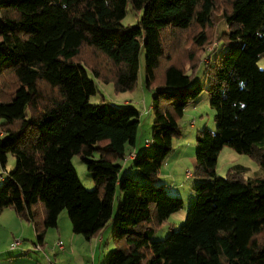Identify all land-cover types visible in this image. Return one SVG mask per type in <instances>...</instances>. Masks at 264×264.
<instances>
[{"label": "trees", "instance_id": "1", "mask_svg": "<svg viewBox=\"0 0 264 264\" xmlns=\"http://www.w3.org/2000/svg\"><path fill=\"white\" fill-rule=\"evenodd\" d=\"M128 4L141 12L135 25L122 24ZM221 6L227 29L208 50ZM178 32L200 50L185 64L173 60L182 49ZM85 49L110 69L85 59ZM142 49L155 120L151 144L132 162L136 180L117 161L136 144L140 110L89 98L98 91L94 77L113 81L117 92L133 90ZM262 56L264 0H0V214L14 208L42 248L63 210L73 231L91 239L108 225L119 191L117 248L102 264H264V178L247 177L242 164L226 177L216 171L224 146L264 167ZM204 91L217 129L197 134L195 199L185 223L154 240L184 207L156 180L181 134L179 118ZM10 155L16 164L7 170ZM76 155L93 175L92 190Z\"/></svg>", "mask_w": 264, "mask_h": 264}, {"label": "rangeland", "instance_id": "2", "mask_svg": "<svg viewBox=\"0 0 264 264\" xmlns=\"http://www.w3.org/2000/svg\"><path fill=\"white\" fill-rule=\"evenodd\" d=\"M224 5V3H222ZM216 13L218 20H216V26L213 32V42L209 44L208 50H212L216 41L219 39L220 34L223 30L227 29V25L225 20L222 16V8ZM141 16V12L133 8L131 4H128L126 10V16L122 20L123 25H135ZM179 44L182 46V49L177 51L176 53L173 52V60L178 62L179 64H185L187 59L189 58L190 53H200V50L195 46V43L190 40L186 33L178 32L176 34ZM170 47L169 51L170 52ZM83 57L87 59L89 62L95 63L97 66L100 67L101 70L108 71L110 69V63L98 52L92 49H85L83 51ZM208 52L201 54V58L206 61V57ZM259 65L261 68L264 69V56L259 60ZM92 78L94 77L93 74H90ZM201 78V74L198 75ZM98 86V91L96 94L91 95L89 98V103L92 105L100 104V103H108L112 106H126V105H133L137 107L140 112V124L138 126L137 138H136V145L138 148L142 147L147 140L152 138V129L154 125V112L152 109V101H153V89H148L145 87V79H146V63H145V50L142 49L140 53V69H139V77L137 84L133 90L125 91V92H117L115 89V85L113 81L110 82H103L97 80L95 77L93 78ZM44 91L46 86H44ZM195 101L194 104H190L187 109L184 111V114L181 118H179L178 123L181 129V134L174 138L173 141V149L166 157L164 163L161 166V169L164 170V177L165 181L168 184L176 185L175 189H168L167 192L170 195H177L181 196L184 199V207L180 209L176 214H174L171 218L167 219L154 233V240H163L165 239L169 233L171 232V228L174 227V230H178L182 224L185 223L188 208L195 199V195H193L194 187L199 183L198 179L195 177V170H196V152H197V134L200 130L207 128L209 130L215 131L217 129V121L215 120V109L211 106L208 93L204 91ZM221 152V151H220ZM129 154V153H128ZM128 156V155H127ZM247 160V161H246ZM73 164L79 174V177L86 188L92 190L95 188V183L93 181V175L88 170L86 164L82 162L79 156H74ZM126 164H122L124 168V172H130L129 174L135 176L136 180H140V173L130 161L125 162ZM243 163L249 162L251 164H257L255 160H253L247 154H240L235 151L233 148L226 146L221 154H219L216 171L218 176L226 177L230 171L231 164L234 163ZM16 160L15 158L10 155L7 163V170H11L15 167ZM126 165V166H125ZM130 170V171H128ZM187 171L192 173V176L186 177ZM123 174V173H121ZM252 174V173H251ZM6 175V172L0 166V183H1V176ZM182 184V185H180ZM173 186V185H172ZM191 196V197H190ZM121 199V195L119 191L116 194L114 200V207H113V216L110 219L108 225L106 226V236L110 235L113 229V218L117 213L119 200ZM186 201V203H185ZM12 208V207H11ZM13 209V208H12ZM15 210V209H14ZM8 211V210H6ZM14 215L18 217L19 220L24 222V225H28V228H24V234L19 235H11V229L6 230L1 227L0 225V237L5 236H12V241L9 247V241L6 243L5 241L0 242V250H4L2 255H0V264H36L37 260L39 264H48L45 253L42 251H33L32 255L28 257V259H32L33 261H24V262H12L11 258L13 256V252L11 253L9 249H11L12 243L15 240H19L23 243L22 248H26L29 246V249L34 248L38 249L34 246L32 240L34 242L35 234L34 229L31 226V223L21 215H19L16 210L13 211ZM181 215V217H180ZM178 217V218H177ZM59 226L63 229V231L68 235L70 231H73L72 224L69 219L68 213L66 210H63L60 214ZM19 225L17 223L16 229H19ZM31 229L33 232H29ZM56 227L49 228V236L52 237ZM48 232V231H47ZM75 233V232H74ZM77 234V233H76ZM47 235V234H46ZM78 237L82 239H87L81 234H77ZM264 235V233H263ZM94 238V237H92ZM61 239H55V247L56 243ZM88 240V239H87ZM80 243H78L79 245ZM20 245L18 248H20ZM37 246V245H36ZM112 247L111 250L117 248ZM119 246V244H118ZM31 247V248H30ZM7 248V249H6ZM57 248V247H56ZM44 250V249H38ZM6 257V259H5ZM63 257V256H62ZM52 261L55 264V257L51 256ZM58 264H66L64 260L58 261Z\"/></svg>", "mask_w": 264, "mask_h": 264}, {"label": "crops", "instance_id": "3", "mask_svg": "<svg viewBox=\"0 0 264 264\" xmlns=\"http://www.w3.org/2000/svg\"><path fill=\"white\" fill-rule=\"evenodd\" d=\"M196 102L197 101H193L192 104H194ZM187 107H186V109H187ZM143 148H144V145L140 148H138L136 144H135V146H129L127 148V151H128V153H131V155L134 154V156L128 158V160L125 162L130 161L132 163L133 160L135 159V154L137 155L139 153V151H141ZM224 148H226V146L223 147L220 154L222 153ZM240 154H243V153H240ZM117 163L126 164L121 160H118ZM195 163H196V159H195ZM235 164H242V165L246 166L247 171L245 172V175L247 177L264 178V167H262L259 164H256V163L251 164L249 162H246L245 164H243V163L238 162V163H234L231 165L233 166ZM136 170H138V169L136 168ZM128 171H130V170H128ZM122 172L124 173L123 166H122ZM189 172L190 171H187L186 177H190V176H188ZM138 174L140 175V173H138ZM141 176H142L141 179H143V175H141ZM163 177H164V170L160 169V173H159L156 181L158 183H161L163 185V187L167 190L168 189L172 190V189L176 188V185L168 184V182L165 181V179H163ZM180 185H182V184H180ZM178 194H180V192H178ZM193 195H195V192H193ZM185 203H186V201H185ZM6 210H8V211H6ZM13 211H15L14 208L13 209L11 207L4 208V210L0 214V225H1V227H3L5 229V231L6 230L9 231V229H11V233H12L11 235L12 236L24 234V228L26 226H27L26 228H28V225H24V222H22V220H19L18 217L16 215H14ZM174 214H176V212L171 214L169 216V218H171ZM180 217H181V215H180ZM59 220H60V217H59ZM17 223L20 226L18 230L16 229ZM31 226L33 227L32 224H31ZM174 227L171 228V231L174 230ZM33 229H34V227H33ZM55 229H56V231H54L52 237L49 236V230L50 229L48 230L46 238H45L46 244L43 248L44 250H38L36 248H34L35 250L29 249V246H27L26 248H22L23 247L22 246L23 243H22L20 245V248L17 247L14 250L9 249V251L11 253L13 252V256L11 258L7 257V260L11 259L12 262H16V263L17 262H24V261H27V262L33 261L32 259L29 260L28 257H30V255H32L33 251L37 250V251H42V253H45V257H46L48 264H54V262L51 259V256L55 257V259H56L55 264H58V261H60L62 259L64 260V262L66 264H102L105 261L108 253L111 251V248L116 247L115 244H117L113 238V229H112L111 234L108 236H106L107 229L105 228L102 231V233H100V235L95 236L94 238H91L88 240L82 239L81 237H78V235L76 233H74V231H70L68 233V235H66V233L63 231L61 226H59V221H58V226ZM31 231L33 232V230L30 227L29 232H31ZM34 234H35V229H34ZM12 236L0 237V242L5 241L7 243L9 241L8 245L10 247V243L12 241ZM35 238H36V234H35ZM57 238L61 239V241L64 243V249L60 250V249L55 247V245H54L55 239H57ZM35 240H36L35 242H34V240H32V242H33L34 246L36 247L37 239H35ZM78 243H80V244L78 245ZM0 249H2V248H0ZM3 251L4 250H0V255H2ZM5 259H6V257H5ZM36 264H39L38 260H37Z\"/></svg>", "mask_w": 264, "mask_h": 264}, {"label": "built area", "instance_id": "4", "mask_svg": "<svg viewBox=\"0 0 264 264\" xmlns=\"http://www.w3.org/2000/svg\"><path fill=\"white\" fill-rule=\"evenodd\" d=\"M150 144H151V141H150V140L146 142V145H147V146H149ZM132 156H134V154H133V155H128L125 159H128V158H130V157H132ZM188 176H192V173L189 172V173H188ZM20 243H21V242H20L19 240H15V241L12 243L11 249H12V250L16 249V248L20 245ZM36 247H37L38 249H43L40 245H37ZM56 247H57L58 249L62 250V249H64V243H63L61 240H59V241L56 243Z\"/></svg>", "mask_w": 264, "mask_h": 264}]
</instances>
